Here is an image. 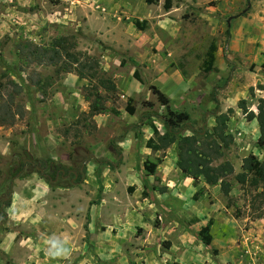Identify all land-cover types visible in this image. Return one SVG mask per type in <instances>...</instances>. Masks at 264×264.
Segmentation results:
<instances>
[{
  "label": "rangeland",
  "instance_id": "rangeland-1",
  "mask_svg": "<svg viewBox=\"0 0 264 264\" xmlns=\"http://www.w3.org/2000/svg\"><path fill=\"white\" fill-rule=\"evenodd\" d=\"M163 3L0 0V105L13 97L11 108L25 109L0 123V264H264V184L235 178L244 157L264 158L258 123L238 107L246 99L257 110L264 89V0ZM41 49L58 59L41 63ZM85 54L99 61L94 78L78 75L73 57ZM152 86L190 116L186 135L211 131L230 97L234 142L214 162L234 165L229 195L185 177L176 143L147 147L153 127L170 129ZM96 92L109 110L92 116ZM105 197L113 210L93 213ZM209 222L207 246L199 233ZM53 243L64 251L54 255Z\"/></svg>",
  "mask_w": 264,
  "mask_h": 264
},
{
  "label": "trees",
  "instance_id": "trees-1",
  "mask_svg": "<svg viewBox=\"0 0 264 264\" xmlns=\"http://www.w3.org/2000/svg\"><path fill=\"white\" fill-rule=\"evenodd\" d=\"M158 0H147V2L152 3ZM163 6L166 10H169L173 7V0H164ZM138 28H140L139 21L136 22ZM142 28V27H141ZM57 43H61L60 40H57ZM41 51V52H40ZM41 63H44V56H48L51 52V49H41ZM217 51L216 44H213L208 53V59L205 62V71L214 70V61L215 53ZM59 55V54H58ZM54 56V55H53ZM87 62L82 63V61L74 56L75 63H81L79 67V77L81 78H94L97 76L98 71L95 70V67H99V61L95 57H91L88 54H85ZM58 57H51L49 61L46 62H55ZM92 62V63H91ZM89 63L90 69H86V64ZM92 67V68H91ZM78 72V71H77ZM137 78H140L137 73H135ZM100 85L111 91L116 90V85L103 77H99ZM13 85L18 86L16 83L11 81ZM154 94L157 95L159 102L165 107L167 116L165 121L170 128L169 131L165 133H160L156 127H153L154 134L156 138L151 137L147 141V147L157 151L165 150L170 145L176 143L178 150V160L177 167L181 170L182 174L185 177H191L194 179V182L202 177L204 181L209 185H220L221 191L225 195H229L233 184L226 179L227 176L232 175L234 170L233 163L226 159L223 162L214 164L215 161L225 157V150L234 142L233 135L228 131V121L230 120L231 114L234 112L233 108H229L226 112H216L215 115V125L212 130L203 128L202 131L197 134H181V129L187 124L190 116L180 110H175L170 104V98L162 92L159 88L152 86L151 87ZM21 88L17 89L19 93ZM251 96L253 94V87L250 89ZM95 99L90 103V114L92 116L96 114H104L108 112L109 108L105 103V99L100 92L94 94ZM13 97L11 98V102ZM9 102V104L11 103ZM9 104L0 105V123L2 125L14 124L16 119L22 118L25 115L24 107H17L15 110L11 108ZM238 107L242 110L243 114L247 120H257L259 128V137L257 139V147L264 151V98L260 97L258 99L257 110L254 111L250 109L247 105L246 99H240L238 101ZM127 110L130 113L135 111L134 107H127ZM44 169V165L42 166ZM150 168V167H149ZM150 168V171L152 172ZM17 174V173H16ZM14 174V176H16ZM236 180L241 184H249L251 187L258 188L264 184V158H258L255 154H250L243 159L242 171L235 175ZM166 188H162L164 192ZM102 192V187L100 188ZM99 192V193H100ZM263 198L264 202V193H259ZM100 198V197H99ZM3 200L0 201V208H2ZM211 223L203 227L200 230V239L205 245H210L212 242V236L210 234Z\"/></svg>",
  "mask_w": 264,
  "mask_h": 264
},
{
  "label": "crops",
  "instance_id": "crops-1",
  "mask_svg": "<svg viewBox=\"0 0 264 264\" xmlns=\"http://www.w3.org/2000/svg\"><path fill=\"white\" fill-rule=\"evenodd\" d=\"M257 91H259V92H261L262 94H264V89H256ZM261 93L258 95L259 97H264V95H261ZM168 96V95H167ZM169 97V96H168ZM170 97H171V95H170ZM169 97V98H170ZM252 97V96H251ZM172 98V97H171ZM228 100H230V97L229 98H227L226 100L225 99H223V101H221V105H220V107H219V109H222L221 111H223V112H225L224 110H226V108H228V107H226V105H225V102H228ZM229 106V105H228ZM230 106H232V105H230ZM229 106V107H230ZM232 108V107H231ZM255 108H256V105H255ZM252 110H254V109H252ZM254 111H256V109L254 110ZM217 112H220V110H218ZM237 112V111H236ZM251 122H255V123H257V120L255 119V120H252ZM187 179H189V178H187ZM165 193L166 192H159L158 193V196H157V199L159 200V198H161L160 197V195H162L163 194V196L165 195ZM163 198V197H162ZM66 201H69V199H66ZM109 201H111V199H110V197L109 198H103L102 200H101V202L100 203H98L99 205H94V207L92 208V210H93V213H94V211H95V207L97 206V208H96V211H98V212H100V211H102L103 209L105 210V212L106 213H110L112 210H113V207H109V206H107V205H105V204H107V202H109ZM153 203L154 204H156V202H154L153 201ZM96 211H95V214H96ZM97 212V213H98ZM99 218V217H98ZM68 220V219H67Z\"/></svg>",
  "mask_w": 264,
  "mask_h": 264
},
{
  "label": "clouds",
  "instance_id": "clouds-1",
  "mask_svg": "<svg viewBox=\"0 0 264 264\" xmlns=\"http://www.w3.org/2000/svg\"><path fill=\"white\" fill-rule=\"evenodd\" d=\"M52 246H53V248H57V251L55 253H53L54 255H59L64 251L62 248H58L55 243H53Z\"/></svg>",
  "mask_w": 264,
  "mask_h": 264
}]
</instances>
